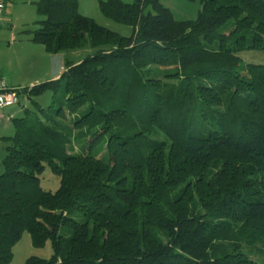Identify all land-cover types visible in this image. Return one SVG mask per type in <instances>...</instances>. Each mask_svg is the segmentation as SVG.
I'll return each instance as SVG.
<instances>
[{"label":"trees","instance_id":"16d2710c","mask_svg":"<svg viewBox=\"0 0 264 264\" xmlns=\"http://www.w3.org/2000/svg\"><path fill=\"white\" fill-rule=\"evenodd\" d=\"M198 2L176 20L160 0H100L127 36L77 0L36 2L33 42L55 54L88 36L92 53L18 91L54 96L0 137V264L24 231L52 247L24 264H264V0Z\"/></svg>","mask_w":264,"mask_h":264},{"label":"rangeland","instance_id":"374dc122","mask_svg":"<svg viewBox=\"0 0 264 264\" xmlns=\"http://www.w3.org/2000/svg\"><path fill=\"white\" fill-rule=\"evenodd\" d=\"M99 1L100 0H77L78 12L94 19L98 24L112 31H115L120 35H126V36L129 35L131 28L128 25L114 22L108 19L107 17H105L101 13L99 9ZM122 1L130 3L133 0H122ZM160 2L165 7L170 9V11L173 14V17L176 20L195 19L200 9V3L198 2V0H160ZM7 3L8 1L6 2V4ZM8 4L11 5V2ZM16 4H18V6L17 9L15 6L13 7L14 12L12 14V17L8 15L7 21L2 20L0 30L7 29L8 31L9 28L8 23H10V20L11 23L14 24L17 28L27 25L28 21L32 23L35 20V15L37 16L38 14L37 10H36L37 14H35L33 9L29 7V5L25 3L24 0H18ZM9 8L10 7L8 6L7 11H9ZM39 17L41 18V15H39ZM15 35L17 34L15 33ZM91 53H92V49L89 47L88 36H86L85 45L82 48L75 51H65L63 52V56L65 60L78 61L90 55ZM243 56L245 60L248 57V55L245 54H243ZM255 58L256 59H254V61H261L260 57L256 56ZM59 94L60 92L57 95ZM53 96L54 94L51 91H44L43 93L33 96L30 99L26 96L25 93L22 92L19 94V103L9 108L7 107V111L15 110L13 111V113L15 114V118L25 117L28 119H33L36 117H41V114L35 109L34 107L35 105L33 104V101H36L39 105L45 108L51 103ZM57 105L58 102L55 103V107ZM67 117L71 118L72 116L67 115ZM14 132H15V127L12 124V122L7 123L6 135L7 136L13 135ZM104 139L106 140L107 138ZM79 142L84 144V140H79ZM103 142L104 140H102L101 142H99L94 146L92 151L93 154L98 153V156H102L104 154V150L102 149ZM3 146L4 145L0 143V173H2L3 171L2 160L5 156V150ZM75 146L79 147L77 144ZM40 185L44 190L55 191L59 185L58 176L53 174L51 170L48 167H46L44 172L40 175ZM71 215L74 219L81 220V215L79 213L74 212ZM59 234L67 236L70 234V231L68 227L61 226L59 229ZM251 254L253 255L252 257L256 258L257 261L264 263V256L262 255L260 256L259 254L256 253H251ZM51 255H52V247L50 241H46L45 244L41 247H35L32 244L31 236L29 232L24 231L21 238L13 244L12 255L10 259L4 264H24L25 260L30 256L49 258Z\"/></svg>","mask_w":264,"mask_h":264},{"label":"crops","instance_id":"0c3cea01","mask_svg":"<svg viewBox=\"0 0 264 264\" xmlns=\"http://www.w3.org/2000/svg\"><path fill=\"white\" fill-rule=\"evenodd\" d=\"M7 1L11 2V5L6 4L5 11L0 18V26L2 20L7 21L8 15L12 17L13 7L17 9L18 6L16 4L18 0ZM24 1L37 14L35 7L38 0ZM8 6L9 11H7ZM38 20L40 17L37 14L32 23L28 21L27 25L18 28L10 20L8 31L7 29L0 30V76L5 78L11 87L22 89L56 79L64 70L66 60L63 52L49 54L43 45L31 40V32L37 28ZM13 111L15 110L7 111V107L0 110V137L7 136V123L15 118Z\"/></svg>","mask_w":264,"mask_h":264},{"label":"built area","instance_id":"2783aa9c","mask_svg":"<svg viewBox=\"0 0 264 264\" xmlns=\"http://www.w3.org/2000/svg\"><path fill=\"white\" fill-rule=\"evenodd\" d=\"M7 0H0V18L3 15ZM20 89L11 87L5 78L0 76V110L19 103Z\"/></svg>","mask_w":264,"mask_h":264}]
</instances>
